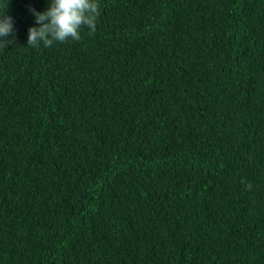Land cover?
Segmentation results:
<instances>
[{
  "label": "trees",
  "instance_id": "1",
  "mask_svg": "<svg viewBox=\"0 0 264 264\" xmlns=\"http://www.w3.org/2000/svg\"><path fill=\"white\" fill-rule=\"evenodd\" d=\"M97 2L0 0V264H264V0Z\"/></svg>",
  "mask_w": 264,
  "mask_h": 264
},
{
  "label": "clouds",
  "instance_id": "2",
  "mask_svg": "<svg viewBox=\"0 0 264 264\" xmlns=\"http://www.w3.org/2000/svg\"><path fill=\"white\" fill-rule=\"evenodd\" d=\"M48 8L43 12L30 9L39 27L28 29L27 46L39 47L42 42L45 47H50L54 42L64 43L69 39L79 41L80 30L87 27L91 32L96 30V20L100 15L97 0H48ZM13 19L11 16H0V48H7L12 44L8 39L14 36ZM246 184L251 190V184Z\"/></svg>",
  "mask_w": 264,
  "mask_h": 264
}]
</instances>
